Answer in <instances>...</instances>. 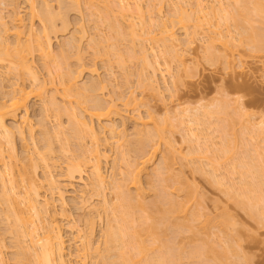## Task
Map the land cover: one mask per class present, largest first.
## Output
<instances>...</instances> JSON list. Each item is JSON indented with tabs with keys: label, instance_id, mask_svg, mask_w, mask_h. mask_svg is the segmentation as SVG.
<instances>
[{
	"label": "bare ground",
	"instance_id": "bare-ground-1",
	"mask_svg": "<svg viewBox=\"0 0 264 264\" xmlns=\"http://www.w3.org/2000/svg\"><path fill=\"white\" fill-rule=\"evenodd\" d=\"M49 1L25 0L29 9L28 18H30L26 30L23 29L25 25L24 23H22L23 19L21 18L18 12L13 13L8 21L4 20V17L0 16V64L3 62L5 64L4 67H6V69L8 70V73H10L12 77H16L17 79V81L16 79L11 82L9 81L11 84L8 83L9 86L8 89L6 90L8 91V93L5 91L4 93L6 94L4 95L2 94L3 96H1L0 98V167H1L0 205L4 204L5 209H3L1 206L0 207L4 210L6 219L8 218L9 220L10 217L11 218L13 217L14 228L12 225L11 229L15 230L14 231L15 235L13 231H10V228L8 231L13 233L14 238L17 236V239L16 238L14 239V242H17V244L15 243L16 244L15 246L16 247L18 246V248H16L15 251L17 252V249L19 250L16 253V255L14 253V255L16 256L15 258L17 259V260L15 259L16 263L17 264H66L65 245L63 239L64 237L61 230L62 227L57 221V216H61L64 219L67 218V214L65 211V201H64L65 193L68 192L70 189H74V183L79 182L80 183L79 192L81 193L80 202L83 201L85 202V200H87L85 199L87 197H84L83 194H86L84 192H87L88 189H91V192L96 191V193L100 192L99 194H101V191H103V189H105L107 185H110L108 187L113 190L114 192L113 196L115 197V201H111L112 199L107 198L104 192H102L100 205L99 203L97 205V207L98 206L100 207V208L98 207L100 211H97L98 209H96L95 207L96 212L101 213L102 211L105 214V218L107 219V221H105L106 223L105 228L103 229V231L101 230L102 232L100 231L101 233L100 235H98L102 238V242L104 246L102 251H99L100 245L98 242L94 241L95 239H93L94 237L93 235L95 231L94 216L89 215V217L86 218L87 220L85 222L86 229L84 230L83 233L79 234L78 232H80V230L77 232V235L79 234L77 237L79 238V243H80L79 247L81 248L79 250H81V252L84 253L83 263H85V260L89 255L91 256L96 254V256L98 255L101 262L104 264H236L234 260L229 261L227 256V253L230 252V250L233 252L235 250V248H232L233 246H231L232 240L230 239H232V236L228 233L229 232L228 227H230V225L233 223L232 222L233 220L231 221L232 218L228 217L229 214H224L222 219H220L222 217L220 216L219 220L217 218L216 220L213 218L214 219L213 220L211 219L210 215L208 214L206 215V213L199 211L197 208L195 210L191 209L190 202H193L194 204V202L198 198V197L196 198L197 196V190L195 189L196 186L194 187L193 185H191V183L187 182L186 180L181 181L180 179L183 178H180L181 177L180 175H179L180 177L176 176V178L178 179L176 181L175 175H177V173L172 172V167H171L172 161L170 160L168 161V159L171 158L170 157L171 155L173 157L175 153H177L178 155L177 157H180L179 155H181L180 152L182 150L175 149V146H173L172 143L171 146L169 142L165 143V145L169 148L165 147L167 149H165L164 152H162L164 155L163 154H162L163 156L161 155L163 157L162 158L163 160L160 158L161 159L160 161L163 164L159 163V166L157 167L159 168L163 165L162 168L164 170L166 169L167 172H170V173H166V170L164 171L165 174H163V176L166 175L165 179L170 177L169 178L170 180L171 177L173 176L170 174L172 173L175 174L174 177H172L171 182L168 179L167 180L169 182L165 181V179H163V176H160L162 175L161 174L162 171L160 170V168L159 170L161 172L158 170L160 174L158 173V171L155 172L156 174L154 173L156 169L151 170V173H154L153 175L156 176V181L157 179L160 180L159 178L161 177L162 178L161 180H164L166 185L168 183L169 184L171 183V185L168 184L171 188L168 185L166 188V185H164L166 191L164 190L165 192L163 191L164 192L163 194L161 190H159L160 192L158 191L159 188L157 189L156 188L157 186L156 187L154 186L157 189L154 191L156 192L158 191L157 194L154 192L155 199H152V202L144 201L143 197L145 198L144 193L146 192H144L143 190L144 188L143 186H141L142 181L140 180V176L143 173H146L145 169L147 168V165L149 164V162H151V160H153L152 159L153 155H155V152L158 150L159 147L158 144H160L158 142H160L161 140L166 141L167 135L165 136V134L166 132H169V130L165 131L166 129H168L167 127L169 126L168 121L166 119H165L166 123L165 122L163 123V121L161 123L154 121L152 114H150L151 113L150 110H149L150 113H148V117H147L149 121H146L140 117V114L138 112L137 113L138 116L136 115L138 119L135 116V118L138 121L134 118L137 121V124L135 125L137 127L134 126L135 131L133 130L134 133L136 134L135 137L137 138L135 137L131 138L133 140L136 139L134 140L135 142L131 140L133 141V144L132 142H130L131 146H128L130 145V143H128L129 137L127 138L126 136L125 133L126 130L124 131V128L122 127L118 128L117 127L118 125L115 126V122L109 123L108 121L109 124L107 123L102 126L101 128L102 131L98 129L96 130L92 121L94 120V118H96V120L99 121L101 118H105V117L109 118L110 114L114 115L113 113L119 112V111L117 112L118 109L115 108L116 103H114V99L110 98L111 99L110 100L108 97L109 101H111L108 103L107 102L108 100L105 101L106 99L104 100L103 97L99 96L100 92L97 93L98 91H103V88L107 87L106 81L110 83L109 82L110 79H108V76H104V79L102 80L101 78L103 77L98 78L97 76L96 79L92 78L95 75L93 74L95 73L94 72L95 69L93 67V69L91 68V71L89 69L90 71L89 73L93 74V76L89 74L90 77L88 79L90 78L91 79L89 81L85 80L84 83L81 84L80 81L83 82V80L82 79L79 80V78H81L80 76H82L81 71H84L83 69L84 65L83 66L82 64H80L81 66L78 65L77 67H79V69L76 70L77 67L76 68L70 67V65L67 62H65L67 55L69 57L72 54L71 49L74 48V50H76L77 48L78 50L80 48L79 44L81 43L79 41L80 39H83V31H85L82 28L79 30L80 32L78 31L79 33H81V34L78 33L77 35L78 37H76L74 33H72L74 36L72 35L70 37L69 35L70 37L69 39L67 37L66 41L63 40L62 44L59 43L60 47L58 46V48H61L62 46L64 47L68 46V48L65 49L66 50L68 49L71 52L68 50L66 51L62 47L63 50L62 49L61 50L64 52H61L57 48V50L61 52L60 54H58L59 56L56 55L57 53H53L54 52L52 49L53 44L51 43L50 34L54 33V31L57 30V27L55 26L56 18L61 19L63 21V22L61 21L63 28H67V20L65 21L66 18L64 15L65 11L64 12L58 11V13L57 12L54 13V10L53 11L51 10L50 7L51 5L49 6L48 4ZM56 1L58 5L62 6V8H60L61 10H64L65 8L69 9L74 7V9L77 11H80V9H82L81 4L84 2L86 4L84 6L85 9H87L88 12L91 15L95 16L96 19H98L100 22L102 23L104 22L107 25L108 30H110L109 35L112 33V36L110 35L109 38L107 37L106 38L107 40L110 39L111 42L105 43V41L107 42V40L104 35V37L103 36L102 37L105 39L101 38V41L105 40L104 42L99 41L100 39L97 40L98 38L97 39L94 38V40L91 38V40L90 39L88 40V44L94 41L93 43L95 44L93 45L95 46V48L94 46H92L94 54L104 53L107 55V53L110 51L111 53L108 55L112 54L111 58L112 57L115 58V61L117 62L118 66H120L121 68L125 67L126 64L125 60L127 57H125L123 53L120 51V49L117 48L116 43L119 40L128 41L129 39V41L131 42L130 43L131 46L127 47L128 49L126 48L128 50V51L126 50L128 56L127 59L129 58L131 59L132 57L135 56L137 59V57L139 56L138 59L141 60L142 67L139 70V72H137L138 73L137 75L139 76V80L142 81L141 83H143L144 80V83L146 84L144 85L143 83V86L144 87L148 86L147 87L148 89L153 88L154 90V88L156 87V86L154 87L153 82L156 80L154 77H156L155 74L157 75L156 72L158 71L157 67H159V65L155 63V60L157 61L156 58L154 61H152L154 57L155 56L159 57L161 55L160 53L164 52L165 54L163 53V55H167V53L168 55L170 54L171 58H169L168 55L166 56L169 58L170 61L174 60V58H176L177 60H181L182 55H184V53L179 54L178 56L177 52L180 51V46H183L181 47V49H184V47L190 41L188 39L189 37L187 38L185 37L186 39L184 38L183 39L186 40V42L185 41L182 42L181 40L183 39H179L176 36L173 30L175 24L179 25L182 29L184 28V32L187 30L188 27L190 28L191 25L194 27V29H192L191 31L194 30V32H196L195 30L197 29L198 32L199 29L198 32L199 34L202 31H206V30L211 32L209 33L206 31L211 35L208 34L207 35L208 37L206 36L207 38L203 37L207 39V42L205 43L202 42L204 44L201 43L202 44L201 46L204 45L202 47L205 50L204 53H207L209 55L208 59L212 58L211 59L212 61L218 59V56L220 58V55H222L220 61L223 62L224 65L225 63L228 62L229 63L227 65L230 64V61L228 60L229 58L231 60V63L234 60L233 56L232 58L231 56L230 57L228 56L229 54H232L229 53L232 48L229 47L228 44L231 40L232 41L236 40L233 33H231L232 31H230L231 28L228 27L229 22L230 23L232 22L234 26H236L237 34L235 36L239 40L237 41V45L235 43H232L231 41V43L233 44L232 47L239 46L241 42L244 43L245 41L246 43L248 42L249 46L252 47L251 50L253 49L254 51L264 50V0H234L233 1L234 3L233 2L230 3L231 1L229 2L228 0H212V2H209L210 0L208 1L195 0V2L193 1L189 2L190 0H176V1L172 0L174 1L173 3L170 0L168 1L163 0L165 3L170 1L169 2L170 4L167 3L168 7H171L169 6L171 4L173 6L172 7L173 10L172 9L170 10L172 12H168V14L170 15L168 14L166 15L169 18L163 17L162 14L163 10L161 8H163L165 3L164 4L162 3L163 6L160 3L161 4L160 7L158 9H155L154 6L155 3L153 5V3L151 2L154 8H152L150 3L151 7L150 6L149 7L152 9L146 8L147 11L144 12V8L142 10L143 6L142 5H141L142 7L140 6L141 0H101V2H99L100 0L98 1L83 0L82 2L81 0H69V2L67 0H66L67 2L65 0H56ZM250 5L251 7H249ZM186 6L191 8H186ZM250 11L251 13L255 12V15L259 16L258 17L259 19L257 18L258 20L257 23L255 21L256 18L254 19L253 17H251ZM34 17L35 18L38 17V20L42 22V24L44 23L43 28L40 30L41 33L40 31H38L39 33L37 32L36 34L33 30L32 19ZM123 20H125V22ZM190 21L191 22L193 21L191 25H190L191 23ZM252 22L254 24H258L261 22L262 24L261 26H258L252 24ZM222 23L225 24L223 25L225 26V28L224 27L222 28L221 26ZM203 25L204 27H202ZM230 26H232L233 28V25L230 24ZM187 31L185 32V36H188L189 32ZM198 33H196V35L195 33L193 34L197 36ZM203 34L205 33L202 32L200 35L203 36ZM9 36L11 37V39L9 38L10 40L7 38ZM111 38H113L114 42ZM144 40L145 42L146 40L148 41L147 44H149V48H147L148 47L147 44H146L147 47H145V45L143 44ZM215 40H218V43L221 41L220 42L222 45L221 48L219 46L217 48V45H215L217 44V41ZM135 41H138L139 44L138 50H136L138 54H136V52L134 51L135 50L134 47L136 46V44H134ZM168 41L170 42L169 44ZM191 41H193V39H191ZM178 42L180 45L177 44ZM175 43L177 44V46ZM170 44H171V49L169 47ZM132 45L135 46L132 47ZM157 47L159 50L157 49ZM160 47L162 48L163 52L160 51L161 49ZM175 47H177L178 50L177 52L173 53V50L176 51ZM154 48L157 51H155ZM215 48L218 49V53L221 52V50L225 49V51L228 52V55L223 54V53L227 54V52L225 51L222 52L221 54L219 53L218 55L217 51H214ZM226 49H229L230 51ZM57 50L56 52H58ZM77 50L74 51L76 55H78ZM101 50L104 51L101 52ZM211 50L213 52H216L214 54L218 56L217 57L214 56ZM156 52H159V54L156 55ZM181 52H184V50L183 51L181 50L179 53ZM34 53L35 54L37 53V56L39 55L40 58L43 59L44 61L42 65H44V68L46 67L45 70H47L46 71L48 73L47 75L50 77L49 83L51 84L50 86L52 89L51 90L52 93L50 92V94H45L46 90L44 86L40 84L38 74L36 70H34V66H33ZM150 54L152 55V57L154 55L153 59L150 58L151 56ZM211 55L214 57H212ZM60 57H62V59H60ZM54 58L55 59L57 58L59 64L58 62H56L57 60H55ZM76 59L78 60L79 58L76 57ZM222 60H226V61L224 62ZM51 62H53L54 64L56 62L55 64L56 73L54 72V70L51 69V66H49ZM61 62L64 64L61 65ZM180 65H182V67L183 66L186 67V65L184 64V62H182V60L179 61V66ZM227 65L225 66L228 67ZM237 66H241V64ZM147 67L151 68V70L149 69L151 73H149L150 71L148 70L149 72L147 73L150 74L149 75L150 77L147 76L145 78L144 69H146ZM182 67L181 70L184 68ZM51 70L57 76H55ZM168 71L169 69L166 70V72L169 74L170 71L169 72ZM52 74L55 76V78L56 77L58 78L57 85H59V87L55 85L56 83L54 82L55 78L53 77ZM109 74L111 75V73ZM175 74L177 73H174V76ZM152 76L153 78H151ZM178 76H180L179 73L176 75L175 77L176 80L174 82L180 81L179 78L181 76L180 77ZM1 77L5 78V76H1ZM28 78L31 79L32 81L31 83H34L32 85L35 86L25 85V81ZM18 80H20V83L18 82ZM0 81L3 82L1 78ZM102 82H105V85ZM132 94L133 91L130 92V96ZM44 95L45 96L48 95V97H44ZM32 96L34 98L36 96L39 99L43 98L42 100H44V103L46 104L45 105L42 101V103L44 104L43 110L44 108L47 109L48 106L49 110L50 108L53 111L55 110L54 112L57 114L56 116L61 114H67L66 116L68 117L67 120H69L68 123L70 126L69 125L67 126L69 127L67 128L68 130L65 129L66 131H63L66 132V135L65 133H62V129L66 127H62L61 123L60 125H58L59 123L56 124L57 129L55 131L52 129L51 131L53 132L51 131L49 132L50 129L46 130L47 127H46V119H45L47 117L46 111L48 112L49 110L48 109L44 110L45 113L43 112L44 114L43 116H45V118L41 120L45 122L44 124L41 125L42 126L45 125V128L42 127L40 124L38 125L42 129L40 130V135L42 134L40 136L41 140L43 139V141L45 140L44 142H46L43 143L41 146V148L44 147L43 148L44 150L41 149L42 151L41 153L40 151L37 150L38 148L34 147V149L31 150L30 152V149L24 147L25 149L29 150L24 153L23 156L24 161L26 159L25 154L27 152H30L27 153L28 157L33 154L32 151L35 152L34 153L35 156L33 155V157L31 156L29 158L27 157L26 161L28 164H26V161L24 162L21 160V163H19L20 166L17 167L18 166L17 165L15 167L14 164H16L15 162H17L18 158H16L17 157L15 155L16 151L14 150L15 144L13 140L14 139L13 138L14 134L12 131L13 129L11 128L12 129L11 130L10 127L9 128L7 127V125L5 124V119L8 118L17 121L16 118L20 115L21 118L20 122L15 125L16 128L15 126L13 127L16 130L15 133L16 132L18 133L22 146H27V143L25 141L26 138L25 129L27 128L26 131L31 139H33V134H34L33 125L28 121V116H27L28 100H30L29 98H31ZM130 96H128V98L126 99L124 103L125 105L131 102L130 99L131 97L132 100H135V97L133 95L131 97ZM237 99L238 98H236L234 103H236L239 100ZM222 102L214 103L215 106H213V108L211 107L204 108V110L206 109L205 111L197 110L195 108L196 110H194V113H191L193 112L191 111L193 109H191L190 110L191 112H189L188 108H183L181 109L180 114L179 113L177 114V116L180 115L178 116L179 120L177 119L178 120L177 122H179L180 127L183 126L182 123L186 121L185 122L186 124L184 123L186 127H183L186 129L184 130V139H185L184 141L190 142L189 144L187 142L188 144L187 149L188 148L190 149H188L185 154L183 153L182 154L183 156L181 155V157L186 158L189 155H191L190 154L191 152H193V154L194 152L195 153L197 152V154H199L200 156L197 157L199 162L202 159L203 163L207 161V163L210 162L211 164H214L215 162L214 159L217 160V158L220 159L225 158V160L229 161L230 168L234 172H237L239 174L241 184L236 186L234 183L232 184L230 183L229 185H227L226 183H222L226 186L225 188V186L223 185L225 191H227L229 195L232 196L235 195L234 197L232 196L231 197L236 198L235 202H237V205L246 209L251 217L258 219L259 222L260 221L264 222V163H262L264 162V160H262L264 159V154H262L264 153V149L262 150L259 149L262 152L261 153L257 148L258 146L257 147L251 146V149L253 148L252 150L255 151L252 152V154L253 153L255 154V157L249 156L251 155V151H252V150L250 151V148L247 150L249 151V155L246 152L247 159L245 158L242 159V157L241 158L235 157L237 154L235 150L237 148L236 147L237 140L247 145L248 142L246 140L248 139L254 140V136L255 137L257 136L256 137L257 140L264 141V117L259 119V121L257 122V126H254L255 124L252 123L250 120L252 113L247 112L243 108V106H240L241 102L238 106L235 107V109L238 110L235 109L234 111L232 110L233 111L232 114H230L231 112L230 109L227 108L230 107L227 101L225 103ZM226 103L228 104V106ZM83 104H85L86 106H82ZM213 109L215 112L213 111ZM234 112L235 113L238 112V115L245 116V118H247L246 121L248 123L245 125L242 124V121L240 119L241 116H239L241 122L238 120V117L235 120L234 118H236L235 117L236 115L234 114ZM214 113H216L217 115H214ZM200 115L203 118H205V120L200 118L201 117ZM207 115L210 118L211 116L212 117L217 116V118L219 119L218 120L219 122L216 120L217 118L215 119L216 122H218L217 124L215 123L216 124L215 126L218 128V130L217 128L216 130L218 132H221L222 135L225 137V139L224 137L223 138L221 137L222 138L221 146H217L216 145L217 143H215L216 141L212 139L209 133H206L207 130L209 129L208 126L206 127V124L207 121L210 119L209 117H208L209 119H207ZM174 119L176 120V118ZM237 120L239 123H241V125L237 122ZM230 121H232L234 124L240 125L239 132L236 131L237 129H234L233 131V127H231L234 134L233 136H231L232 138H230L232 132H229V134L230 133L231 134L228 135V131L231 129L230 125L231 126L234 125ZM149 122H152V124L149 125ZM122 123L123 121L121 122V126L124 124ZM193 124H195L196 127H198L199 125H203L201 126L202 127L201 130L198 127L199 132L203 130L202 131L203 133L197 132V128H195ZM170 126L172 125L170 124ZM226 129H228V131ZM204 130H206L205 135H204ZM235 131L238 133H236ZM48 132L56 134V135L51 134V137L54 135L52 138L55 139L64 138L63 139L65 142L64 145H61L63 144L62 139L59 140V142L62 141L60 145L64 147V148L59 147V150L64 151L69 149L71 145L69 146L68 143L71 142V139L72 140L75 139L73 141L77 143L76 144L74 142V144L76 145V149L74 150L78 152L75 151L76 152L75 154V152L73 151V154L71 153L72 156L69 155L68 156L69 158H66L65 161L63 160L62 162L64 163L61 162L63 167L57 165L58 164L56 159L57 157H55V161H53L54 158L51 159L49 155L50 151L52 152V153L50 152L51 154L54 153L53 152L54 146L52 145L53 140L52 138L50 140V134ZM60 133L62 134V136ZM201 134L203 135V137H201L202 136ZM64 136H66V138ZM86 137H88L87 138L88 142H90L88 144L90 145V147L86 146L87 148L82 146L84 145L82 144L84 142L80 143ZM111 139H114V141L116 142L115 146L118 149L119 158L124 165L123 168L120 167V169H115L116 174H114L111 177V179L107 181L106 176L103 172L102 162L105 161V158L107 157L104 150V148H106L105 145H107L109 143V140ZM67 141L68 143H66ZM125 143H128L127 144L128 149L130 147V149L134 150L135 153L137 154V156L136 154L134 155V157L136 156V159L134 158L133 161H129L125 157L126 156L125 150H123ZM193 144L196 145L195 146L196 149L191 148L194 147ZM75 145L73 146L75 147ZM131 147H133V149ZM146 148H148V150ZM168 149L170 152L166 151ZM45 151L46 153H44ZM67 151L64 152L66 153ZM187 152L189 153L187 154ZM206 153L207 155L208 153H210L211 156L209 155L207 157H204L206 155L201 156V154H206ZM173 158H176L175 155ZM173 158H171V160H173ZM204 158L206 161H203ZM22 163L24 166L21 165ZM199 164H201V162ZM169 165L171 167L170 168L171 170H169ZM13 166L14 168H16L15 170H13ZM58 166L59 168H61L60 170ZM38 167L41 169L43 168L42 179L38 177L37 174ZM56 168H58L57 170L58 173L55 172L54 174L53 169L55 170ZM195 168L197 169L199 168V166ZM157 174L159 175L157 176ZM212 175H216V174L214 173ZM211 177L213 178V176ZM128 185L131 186L134 192L127 191L129 190ZM168 187L172 190L170 193H168L169 191L167 192V189H169ZM228 190H230V192H228ZM92 193L89 192L88 197L90 194L92 195ZM173 193L177 195V198L174 196ZM179 194H181L180 198L178 196ZM55 201H58L60 204L59 211L55 209ZM128 208L136 210L138 213L135 214L136 211H133L132 214H129ZM201 213H203V216L205 215L204 221L203 219L200 220L201 219L200 217L202 216ZM215 223L219 228L215 225ZM211 225L213 226L215 225L214 227L218 228L219 231L221 230L220 232L227 234L225 236L222 235L225 237V238L223 237L224 239H222L223 244L221 243V245H218L219 242H217L216 239H214L215 236H211L212 234L215 235V233L210 232L212 230H209V227ZM182 234L183 236H181ZM180 238L181 239L187 238L186 240L188 241L191 240V242L197 241L198 243L199 242L200 243L198 245L196 243H192L188 248H185L181 245L184 243V240H182L183 243L180 244L178 243V242H182L180 241L181 240ZM184 255L186 258H189V261L187 263L182 262V258H184ZM201 256H203L204 258L208 257L210 262L205 260L195 261V259H197L198 257L201 258ZM29 259L32 260L30 261ZM0 264H5L4 256L2 257L1 255V250H0Z\"/></svg>",
	"mask_w": 264,
	"mask_h": 264
},
{
	"label": "rangeland",
	"instance_id": "rangeland-1",
	"mask_svg": "<svg viewBox=\"0 0 264 264\" xmlns=\"http://www.w3.org/2000/svg\"><path fill=\"white\" fill-rule=\"evenodd\" d=\"M67 1L69 2V0H67ZM82 1L83 0H81V2ZM160 1L161 0H141L140 6L142 5L143 6V7L141 6L142 10L144 8V12H146L148 8L149 9L154 8L153 7L154 3H155V5H154L155 9H158L162 3L163 4L165 3L163 0L161 2ZM165 1H168V0H165ZM170 1H172V0H170ZM191 1L195 2V0H190L189 2H191ZM206 1H208V0H206ZM228 1L229 2L231 1L230 3H232L234 0H228ZM99 2H101V0ZM151 2L153 3V5ZM169 2H166L164 4V6L162 4L163 8H161V9L163 10L162 11L163 17H168V16H166L168 14V12H172L170 10L172 9L173 6L171 4V5H169L171 7H168V4H170ZM173 2L174 1H172V3ZM209 2H212V0H210ZM83 3L82 4L80 3L82 5V7H81L82 9H80V11H77L74 9V7L69 8V9L65 8L67 10H65L63 8L64 10H61L60 8H62V6L58 5L56 0H50L49 1L48 4H49V6L51 5L50 6L51 10L52 11L54 10V13H56V12L58 13V11H60V12L65 11V14H64L66 17L65 21L67 20V28H63V26H62L63 21L61 19L56 18L55 26L57 27V30H56L57 32L54 31V33L50 34V37H51V43L53 44L52 45L53 46L52 49L54 51L53 53H57L56 55H58L61 52H64V51H62L63 49L68 48V46L64 47L62 45L61 46L63 47V49H62V47L58 48V46L60 47L59 43L62 44L63 40L66 41L67 37L69 39L73 35L72 33H74V35L76 37H78L77 35L80 32L79 30L81 28L83 30H85V31H83V39H80V41H79L81 43V44H79L80 48L78 47L80 50L79 49L77 50V48H76L77 54L79 56L76 55V53L74 52L76 50H74V48H73V49H71L72 54L70 55L68 53L70 56L68 57V55H67L65 62H67L70 65V67H73V68H76L80 64H82V66L84 65V68H83L84 71H81L82 76H80L81 78H79V80L80 79L83 80V82L80 81L81 84L84 83L85 80L89 81L91 79V78L90 79H88V78L90 77L89 72L91 71V68L93 69V67L95 69V71H94L95 73H93V74H95V75L98 74V75H96V76L94 75V77H92V78L96 79L97 76H98V78L103 77V78H101V80H102V79H104V76H108V79H110L109 80L110 83H108V81H106L107 87L103 88V91L97 90L98 91L97 93L100 92L99 96L103 97L104 100L106 99L105 101L108 100L107 101L108 103L111 102V101H109L110 98L114 99V103H116L115 108L118 109L117 112L118 111L119 112L113 113L114 115L110 114L109 118H106V117H105L106 119L101 118L99 120L100 122L97 121L96 118H94V120H92V121H93V124H94V127L96 128V130L97 129L101 130L102 126L107 124L108 121H109V123L115 122V126L118 125L117 126L118 128L122 127V128H124V131L126 130V132H125L126 136H127V138L129 137V139H130V140L128 139V141H129L128 143L132 142V144H133V141L136 139L133 140L131 138H134L136 135L134 133V131H135L134 126L137 124V121H138L137 120L138 119L137 118L138 112L140 114V117L143 118V120L149 121L147 117H148V113H150V111H151L150 114H152L154 121H157L160 123L163 121V123L164 122L166 123V120H167L168 124H169V126L167 125L168 129L165 130V131L169 130V132H166V134H165V136L167 135L166 141L161 140V139H160L161 141L159 140L160 142H158V143H160V144H158V146H159L158 150H157L158 152L157 151L155 152V155H153V158H152L153 160H151V162H149V164L147 165V168H146L147 170L145 169L146 173H143L144 172L143 171L142 172L143 174L140 176V180L142 181L141 186H143V188H144L143 190H144V192H146V193H144L145 198L143 197L145 202H149V201L152 202V199H155L154 198V192L156 194L158 193L159 190H161V192H163L165 190L164 185H166L165 181H168L170 178L169 177V178L165 179L166 175L163 176V174H165L164 171L166 170V169L164 170L162 168L163 165L161 167H159L162 172L159 170V168H157L159 166V163L163 164L160 161L163 158L162 156L164 155L162 152H164L165 149L169 148L165 145V143L169 142L170 146L172 143L173 146H175V149H181L182 150L181 151L182 153L180 152L181 155L183 153L185 154L186 151L188 149H190V148L187 149V146L190 142L187 141L188 142V144H187V142L184 141L185 140L184 139V130H186V129L183 127H186L184 125V123L186 121L184 123H182L183 126H181V127L179 126V122H177L179 120L178 116H180V115L177 116V114L178 113L180 114L181 109L188 108L189 112L193 111L191 113H194V110H196V109L203 111L204 108H209V107L213 108V106H215L214 103H216V102L219 103V102L223 101L225 103L227 101V103L230 106L227 108H229L231 112L229 110L228 111L230 112V114H232L235 107L238 106L241 102L240 106H243V108L247 112L252 113L250 120L252 123L255 124L254 126H257V122L259 121V119L264 117V50H262V51H257V50L254 51V49L251 50L252 47L249 46L248 42L246 43L245 41H244V43L243 42H241V44L239 43L240 44V45L238 44L239 46H236L237 41H239V40L235 36L237 34L236 33L237 29H236V26H234V24L232 22L231 23L229 22L228 27L231 28L230 31H232L231 33H233L234 37L236 38V40L234 39L235 41L231 40L232 43L236 44V45L234 44L236 47L233 46L234 47L233 48L232 47L233 44L231 43V41L229 42L228 46L232 48L231 51L229 49H226V50L230 51L229 53H232L229 55H228V52L225 51V49L224 50L219 49V50H221V52H219L220 54L225 51V52H227V54L223 53L224 55H228L229 57L231 56V58L233 56V59H234L232 62L233 65L231 63L230 58L229 57H228L229 59L227 58L230 61L229 65L232 67L227 65L229 62L225 63V65L228 66V67H226L223 64V62L220 61V58L222 57V55H220V58H219V56H218L219 53H218L217 48H218V46L221 48V46H222L220 43L221 41L218 43V40H215V41H217V44H215V45H217V48H215L216 50L214 49V51H217L218 59L212 61L211 60L212 58L208 59L209 55L207 53H204L205 50L202 48L204 45L203 46H201V45L204 44L205 42H207V39H205V38H207L208 37L207 35L211 32L206 30L207 32H209V33H207L206 31H202L200 29L202 32L205 33L202 36V35H200L202 32L200 34L198 33L199 29H198V32H197V29L195 30L196 32H194V30L191 31L192 29H194V27L191 25L193 21L192 22L190 21L191 23L190 22L189 23L191 26H190V28L189 27L187 28L188 31L186 30L189 33H188V36H185L186 31L184 32V28L182 29L179 25L175 24L173 27V30H174V33L176 34V36L179 39H183V38L186 39L187 37H189L188 39L190 40L189 41L190 44L188 43L190 45V47L187 44L185 46L186 48L184 47V49H181V47H183V46H180V51L184 50V52H181V53H179L180 51L177 52V50H178L177 47H175L176 51L173 50V53L177 52L178 56H179V54L184 53V55H182L181 60H182V62H184L186 67L183 66L184 67L183 68L182 65H180L183 68L181 70V67L179 66V61H181V60H177L176 58H174V60L170 61L169 60V58H171L170 54L168 55V53H167L169 58L166 57L167 55H163L164 52H163L161 47H160L161 48L160 51H162L163 53H160L161 55L159 57H157V56L154 57V55H153V57H154V59H153V57L151 55L152 53L150 52L151 53L150 58L153 59L152 61H154L156 58L157 61L155 60V63H157L159 65V67H157L158 68L157 69L158 71L156 72L157 75L155 74L156 77H154L156 80L153 82L154 87L155 86L156 87L153 90V88L151 86L150 87L152 89H148L147 88L148 86L147 87L143 86L144 80H143V83H141L142 81L139 80V76L137 75L138 74L137 72H139V70L142 67V65H141L142 62L140 59H138L139 56L137 57V59H136V56L132 57L133 59L132 58L127 59L128 56H127L126 50L128 49L127 47L131 46L130 45L131 42L129 41V39H128V41L119 40L118 41L119 43L118 42L116 43L117 48L120 49V51L123 53V55L125 57H127L125 60V62H126L125 67H123L124 69L121 68L120 66H118L117 62L115 61V58H113V57L111 58L112 54L108 55L111 53L110 51L109 52L107 51L108 56L104 53L94 54V51L92 49L93 48L92 46H94L93 44H95V43H93L94 38H96V39L98 38L97 40L100 39L99 41H101V38H103L104 35H105V38L106 37L109 38L110 35L112 36V33L109 35L110 30H108L107 25L104 22L103 23L100 22L98 19H96L95 16L91 15L88 12V10L85 9V7H84L86 4L85 3L83 4ZM150 3H151L152 8H150L151 7ZM187 6H189V5H187ZM187 6H186V8H191V7H187ZM190 6H193V5H190ZM249 7H251V5ZM154 11H157V10H154ZM15 12H18L19 15L21 16V18L23 19L22 23H24V25H25L24 26L25 28L23 27V29L26 30V28L29 24L28 21H30L29 20L30 18H28L29 17V14H28L29 9H28V5L25 2V0H0V16L4 17V20L8 21L10 16ZM253 13H251V11H250L251 17H253L254 19L256 18L255 21L257 23L258 22L257 18L259 16L255 15V12H253ZM252 14H253V16H252ZM168 15H170V14H168ZM125 18H123V19H125ZM123 21L125 22V20H123ZM32 23H33V30L36 34L44 26L43 25L44 23L42 24V22H40L38 20V17H36V18L34 17L32 19ZM230 24L233 25V28H232V26H230ZM252 24H254V23L252 22ZM261 24L262 23L260 22L258 24H254V25L261 26ZM223 25H225V24L222 23V25H221L222 28L223 27L225 28V26H223ZM191 27H193V28H191ZM202 27H204V25ZM203 30H205V29H203ZM233 31H235V32H233ZM96 32H98V33H96ZM190 32L195 33V35H196V33H198V34H197V36H195L193 33H190ZM40 33H41V31H40ZM95 33L98 34L99 36L96 35ZM79 34H81V33H79ZM69 35H70V37H69ZM190 35H193V36H190ZM209 35H211V34H209ZM203 37H205V38H203ZM7 38L11 39L10 36ZM91 38L93 39L92 40L93 42L91 43L89 41L90 43L88 44V40L89 39L91 40ZM105 38H103V39H105ZM107 38H106V40H107ZM202 38H203V40H202ZM111 39L113 40V38H111ZM184 39L181 41L186 42V40H184ZM191 39H193V41H191ZM109 40H107V42L105 40L104 41H105V43H109V42H111V40L110 41ZM113 42H114V40H113ZM147 42H148L147 40H146V42L144 40L143 44L145 45V47L148 46L147 48H149V44H147ZM174 42H176V41H174ZM202 42H204V43H202ZM169 43L170 42L168 41V44ZM134 44H136V46L134 45L135 46L134 47L132 45V47L135 48L134 51L136 52V50H138V47H139L138 41H135ZM146 44H147V46H146ZM177 44L180 45L179 42ZM177 44H176V46H177ZM158 47H157V49H158ZM169 47L171 49V44L169 45ZM213 47H214V45H213ZM213 47H212V50H213ZM57 48L61 52H59L57 50ZM94 48H95V46H94ZM222 48H224V47H222ZM185 49H186V51H185ZM56 50L59 53L56 52ZM107 50H109V49H107ZM154 50L157 51L155 48H154ZM68 51H70V50H68ZM103 51L104 50H101V52H103ZM214 53H216V52H213V54ZM63 54H65V53H63ZM136 54H138V53L136 52ZM157 54H159V52H156V55ZM38 56H37V53L36 54L34 53V55H33L34 70H36V72L38 74L40 84H42L46 90L45 94H50V92L52 90L51 86H50L51 84L49 83L50 77L47 75L48 74L46 72L47 70H45L46 67L44 68V65H42V63L44 62L43 59H41L40 56L39 57ZM214 56H216V54H214ZM214 56H212V57H214ZM76 57H78L79 59L77 60ZM225 57H227V56H225ZM60 59H62V57H60ZM222 59H224V58H222ZM55 60H57V58ZM59 61H62V60H59ZM222 61L225 62L226 60H222ZM53 62H51L49 66H51V69L54 70V72H55L56 71L55 70V68H56L55 64H56V62H58V60L55 62V64ZM58 64H59V62H58ZM63 64L64 63L61 62V65H63ZM239 64H241V66H237ZM4 65L5 64L3 62L0 64V78H1V80H3V82L0 81V98L4 94H6L4 92L8 89L9 84H11L10 82L16 79V77H12L11 74L8 73V70L6 69V67H4ZM179 67H180V69H179ZM147 68L144 69L145 71L147 70L146 72L144 71V77L145 78L147 76L150 77L149 73H151V71H150L151 68H148V69ZM78 69H79V67L76 68V70H78ZM89 69H90V71H89ZM167 69H169V71H170L169 74L166 72ZM81 70H82V68H81ZM54 72L52 71V73L55 75L56 72L55 73ZM147 72H149V73H147ZM109 73H111L112 76ZM162 73H163V76H162ZM174 73L180 74L181 77L178 76V77H180L179 78L180 81L177 80L178 82H174L176 80L175 77L177 75V74H175V76H174ZM7 74H10V75H7ZM93 74H90V75L93 76ZM54 75H53V77L55 78V76H57V75H55V76ZM172 75L174 77V80H173ZM1 76H5V78L1 77ZM170 77L172 78L173 81L171 80ZM151 78H153V76ZM162 78L164 79V81ZM28 79L25 81V85L26 86H35V85H32L34 83H31L32 82L31 79L30 78H28ZM57 79L58 78L56 77L55 80L54 79L53 80H54V82H56L55 85L59 87V85H57L58 84ZM16 81H17V79H16ZM145 81H146V79H145ZM18 82L20 83V80H18ZM102 83H104V85H105V82H102ZM145 84L146 83H144V85ZM132 91H133L132 95L135 97V100H132V97H131L132 95L130 96V92H132ZM6 92L8 93V91H6ZM101 92H102V94H101ZM128 96L131 97L130 98L131 102L129 104L125 105L124 103H125L126 99L128 98ZM44 97H48V95L47 96L44 95ZM108 97H109V99H108ZM236 98L239 99V100L237 99L239 101V103H238V101L236 102L237 105H236V103H234ZM29 99L30 100H28V114H27V116H28V121L30 123H32V125H33L34 134H33V139H31L29 134L26 131L27 128L26 129L24 128L25 129V136H26L25 141L27 143V146H22V143H21V140L19 139L18 133L17 132L15 133L16 130L13 127L17 123L20 122V120H21L20 115L16 118L17 121H14V120L8 119V118L5 119V124L7 125V127L8 128L10 127V129L11 128L13 129V130L12 129L11 130L13 131V134H14L13 135V138H14L13 140H14V144H15L14 150L16 151L15 152V155L17 156L16 158H18V160L16 159L17 160V162H15L16 164H14L15 167L17 165H18L17 167L20 166L19 163H21V160L24 161V159H23L24 153L26 151H29V150L25 149L26 147L28 149H30V152L35 147V148H38L37 150L42 153L41 149H43L44 147L41 148V146L43 143H46V142H44L45 140L44 141H43V139L41 140L40 136L42 134L40 135V130H42V129L38 125L44 124L45 121H42L43 118H45V116H43L44 115L43 112L45 113L44 110H47L48 106H47V109L44 108V110H43V106L45 104L44 100H42L43 98L39 99L36 96H35V98L32 96ZM42 101L44 104L42 103ZM252 101H254V102H252ZM228 104H227V106H228ZM82 106H86V105L83 104ZM191 109H193V110H191ZM214 109H215V107H214ZM214 109H213V111H214ZM235 110H238V109H235ZM54 111L51 108L48 112L46 111V116H47L45 118L46 119V127H47L46 130L50 129L49 130V132H50L53 129L55 131L57 129L56 124L59 123L58 125H60V123H61L62 127H66V128H63L64 130L62 129V133H65V135H66V132H63V131H66V130H68L67 128H69V127H67L69 125V123H68L69 120H67L68 117L66 116L67 114H61V115L56 116L57 114ZM146 114H147V116H146ZM234 114L236 115L235 116L236 118H234L235 120L238 117L239 121L241 119L242 124L245 125L248 123L246 121L247 118H245V116L238 115V112H236V113L234 112ZM214 115H217V114L214 113ZM132 116H134V117H132ZM135 116L137 119L135 118ZM239 116H241L240 119H239ZM208 117L209 116L207 115V119L210 118V117L209 118ZM174 118H176V120ZM200 118L205 120V118H203L202 116ZM216 118H217V116H213V117L211 116V118L207 121L206 127L208 126L209 129L207 130L206 133H209V135L212 137V139L216 141V142L215 141L214 142L217 143L216 144L217 146H221L222 145L221 140L224 136L222 135L221 132L217 131L218 128L215 125L219 122L218 121L219 119L218 118L216 119ZM215 119L218 122H216ZM184 120H185V117H184ZM238 120H237V122H238ZM122 121L124 124L122 123L123 125L121 126ZM230 122H232V121H230ZM151 124H152V122H149V125H151ZM170 124L172 126H170ZM239 124L241 125V123H239ZM239 124H234L233 126L230 125V128L233 127V131H234V129H237L236 131L239 132V126H240ZM188 125H189V123H188ZM164 126H166V125H164ZM193 126H195V128H197V132H199L198 127L201 130V128H202L201 126H203V125H199V126L197 125L198 127H196V125L193 124ZM42 127L45 128V125H43ZM58 127H60V126H58ZM135 127H137V126H135ZM15 128H16V126H15ZM216 128H217V130H216ZM228 128H229V126H228ZM226 130L228 131V129H226ZM240 130H241V128H240ZM165 131H164V133H165ZM202 131H200V132H202ZM205 131L206 130H204V135L206 134ZM233 131H232V128L228 131V135L231 134V133L229 134V132H232V134L230 135V138H232L231 136L234 135ZM51 132H53V131H51ZM67 132H69V131H67ZM238 132H236V133H238ZM49 134H50V140H51V138L54 136L53 135L51 137V134H55V133H49ZM61 136H62V134H61ZM55 137H57V136H55ZM64 137L66 138V136H64ZM201 137H203V135ZM256 137L254 136V140H249V139L246 140L248 142L247 145L243 144V143H241V141L237 140V142H236L237 148L235 149L237 154L235 157H237V158L242 157V159L243 158L247 159L246 154L248 153V155H249V151H247V150L249 148H250V151L253 149V148L251 149V146H253V147L258 146L257 147L258 150L264 149V141L257 140ZM87 138L88 137H86L84 139L82 138L84 141L80 140L81 141L80 143L84 142V143H82L84 145H82V144L81 145L84 146L85 148L90 147V145H88L90 142H88ZM135 138H137V137H135ZM61 139L62 138H60V139L52 138V140H53L52 145L55 147V149L53 147L54 151L53 150L52 151L54 153L51 154L52 152L50 151L51 153L49 152V155H50L51 159L54 158L53 161H55V157H57L56 158L57 162H58L57 165H59L60 167H63L61 162L63 160L65 161L66 158H69L68 157L69 155L72 156L73 151L74 152L76 151V150H74V149H76V145L74 144L75 141H73L75 139H73V140L71 139V142L69 141L70 143H68V141H67L66 143H68L69 146L71 145L70 147L68 146L69 149H67L70 153L67 150H64V151H67L65 153L63 150H59V147L61 148V147H63L61 145L65 144V142L63 140L64 138L62 139L63 144H61L62 141L59 142V140H61ZM224 139H225V137H224ZM131 140H133V141H131ZM115 143L116 142L114 141V139H111V140H109V143L107 145H105L106 148H104L105 154L107 157L105 158V161L102 162V166H103V172L106 176L107 181L110 180L114 174H116L115 169H120V167L123 168V165H124L123 162L119 158L118 149L116 148ZM128 143L124 144L123 150H125V154H126L125 157L127 158V160L133 161L134 158L136 159L137 154L135 153L134 150H131L130 147L128 149V146H131V143H130V145L127 146ZM194 144H196V143H194ZM73 145H75V147ZM193 145H191V146H193ZM254 145H256V146H254ZM44 146H45V144H44ZM66 146H67V144H66ZM191 146H189V147H191ZM195 146L196 145H194V147H191V148L194 149ZM165 147H167V148H165ZM131 148L133 149V147H131ZM78 149H79V147H78ZM121 149H122V147H121ZM146 149L148 150V148H146ZM70 150H72V151H70ZM260 150H259V152H261ZM166 151H169V149ZM30 152H27V153H30ZM76 152H78V151H76ZM76 152H75V154H76ZM252 152H255V151L252 150L251 155H249V156L255 157V154L253 153L254 154L253 155ZM27 153L25 154L26 155L25 161L27 160V157H28ZM32 153H31L32 155H30L31 157H33L35 152L32 151ZM44 153H46V151ZM137 153H139V152H137ZM188 153L189 152H187V154ZM135 154H136V156L134 157ZM190 154L192 156L189 155L186 158H184V157L182 158L181 155H179L181 157L180 158V157H177L178 155H177V153H175L174 155L176 158H173L174 155H173V157L171 155L170 157L173 158V160H171V158H170V159H168V161L169 160L172 161V166H171L172 172L177 173V175L173 174L172 172H171L172 174H170V175H173L172 177H174V175H175L176 181L178 180L176 178V176L178 177L180 175L181 177L180 176L179 177L183 178V179L179 178L181 181L186 180L187 182L191 183V185H193L194 187L196 186V188H195L197 190L196 198L197 197L198 198L194 202V204H193V202H190L191 209L195 210L197 208L199 211L206 213V215L207 214L210 215L211 219L214 218L215 220H216V218L219 220L220 216H222L220 218V219H222L224 214H229V216L228 215L227 216L229 218L230 217L232 218L231 221L233 220L232 221L233 223L230 225V227H228L229 228L228 233L232 236V239H230V240H232L231 246H233L232 248H235L236 252H235V250H234L235 253L230 250V252L227 253L228 260L229 261L234 260L236 262V264H264V224H262L264 222L260 221L261 222L260 223L258 221V219L251 217L246 209L237 205V202H235L236 198H232L235 195L234 194H233L234 196L229 195L227 193V191H225L226 186L224 184H222V183H226L227 185H229L230 183L231 184L234 183L236 186H238L239 184H241L239 174L237 172H234L230 168L229 161L225 160V158L224 159L217 158V160L214 159V161H215L214 164H211L210 162L207 163V161L204 158L203 161H206V162L203 163L202 159H201V161H200L202 164L201 165V164H199L200 162L197 159V157H200L199 154H197V152L196 153L194 152V154H193V152H191ZM262 154H264V153H262ZM55 155H58V156H55ZM204 155H206V156H204ZM208 155L211 156L210 153H208ZM208 155H207V153L201 154V156H204V157H207ZM262 160H264V159H262ZM62 163H64V162H62ZM262 163H264V162H262ZM26 164H28L27 161H26ZM21 165H23V163ZM200 165H201V167H200ZM59 166H58V168H59ZM197 166H199V168L196 169L195 167H197ZM39 167H42V166H39ZM39 167L37 169L38 170L37 174H38V177H40V179H42L43 178V170H42L43 168L41 169ZM171 167L169 165V170H171L170 169ZM58 168H56L55 170L53 169L54 174H55V172L58 173L57 172ZM0 169H1V167H0ZM15 169L16 168H14V166H13V170H15ZM60 169L61 168H59V170ZM152 169L153 170L156 169L154 171V173L159 170L162 174L160 176H163V179H165V181L161 180L162 179L161 177L159 178L161 181L158 179L156 181V176L153 175L154 173H151ZM213 169H214V171H213ZM159 171H158V173H159ZM166 173H170V172H167V170H166ZM214 173L216 175H212ZM159 174H157V176ZM211 176H213V178ZM172 177H171V179H172ZM184 177H185V179H184ZM171 179L169 180L170 182H171ZM175 179H173V180H175ZM167 185H166V188H167ZM169 185H171V183ZM223 185L225 186V188ZM108 186H110V185H107V187L105 189H103V191H101V194H102V192H104V194L107 196V198L112 199L111 201H115V197L113 196L114 192ZM128 186H129L128 187L129 190H127V191L128 192H130V191L134 192V190L131 188V186L130 185H128ZM154 186L155 187L157 186L156 187L157 189L159 188L157 192L154 191V190H157ZM79 188H80V183L76 182V183H74V189L75 190L70 189L68 192L65 193V200L64 201H65V211L67 214V218L64 219L61 216H57V221L60 224V226L62 227L61 230H62V234L64 237L63 239H64V245H65L66 264H104L101 262L98 255L96 256V254L91 255V256L89 255L86 258L85 263H83L84 253L81 252V250H79L81 248L79 247L80 243H79V238H77V237L79 234L83 233L84 230L86 229L85 228V226H86L85 222L87 221L86 218H88L89 215L94 216V220H95L94 230L95 231H94L93 239H95L94 241L99 243V245H100L99 251H102L104 246H103L102 238L98 235H100V233L105 228V224H106L105 221H107V219L105 218V214L102 211H101V213L96 212V209H98V207H99V206L97 207V205H98V203L100 205V202H101L100 201L101 200V194H99L100 192L96 193V191H92L93 192L92 193L91 189H88L87 192H84L86 194H83L84 197H87V198H85L87 200H85V202L83 201L84 202L83 203V202H80L81 201V198H80L81 193L79 192ZM170 188L167 189V192L169 191L168 193H170L172 191ZM72 190L75 192H73ZM89 192L92 193V195L90 194L88 197ZM164 192H163V194H164ZM228 192H230V190H228ZM97 194H99V195H97ZM173 194L177 198V195H175V193H173ZM173 194H172V196H173ZM103 195H102V197H103ZM180 195L181 194L178 195L179 198L181 197ZM0 206L3 209H5L4 204H1ZM1 207H0V250H1V255H2V257L4 256L5 264H17L16 263L17 259L15 258L16 257L15 255L19 250L17 249V252L15 251L16 248H18V246L16 247L15 245L17 244V242H14V239L15 238L17 239V236L15 238L13 237V233L15 235V232H14L15 230L11 229L12 225L14 224L13 217L12 218L10 217L9 220H8V218L6 219V215L4 214L5 212ZM95 207H96V209H95ZM55 209L57 211L60 210V204L58 201H55ZM97 211H100V209H98ZM133 211H136V210L128 208L129 214H132ZM137 213L138 212L136 211L135 214H137ZM203 213H201L202 216L200 217L201 219L200 218L199 219L200 220L203 219V221H204L205 215L203 216ZM215 225H216V223H215ZM214 226L211 225L210 226L211 228L209 227V230H212L210 232L215 233V235L214 234H212V235L210 234V235L215 236L214 239H216V241L220 243V244L218 243V245H221L222 239H224L225 238L224 236L227 234L220 232L221 230L220 231L218 230L219 227L217 225L216 226L218 228H216ZM9 228H10V231H13V233L8 231ZM13 228H14V225H13ZM79 230H80V232H78ZM77 232L79 233L78 235H77ZM222 235H224V236H222ZM181 236H183V234ZM18 239H19V237H18ZM186 239L182 238L180 241L184 240V243H183V241L178 242V243L179 244L183 243L181 245L185 248H188L192 243H196L197 245L200 243V242L198 243L197 241L191 242V240L188 241ZM22 244H24V243H22ZM14 253H15V255H14ZM198 258L195 259V261L196 260L197 261L205 260V261L210 262L208 257L204 258L203 256H201V258L200 257H198ZM191 259H193V258H191ZM29 260L31 261L32 259H29ZM188 261H189V258H186L184 255V258H182V262L187 263Z\"/></svg>",
	"mask_w": 264,
	"mask_h": 264
}]
</instances>
